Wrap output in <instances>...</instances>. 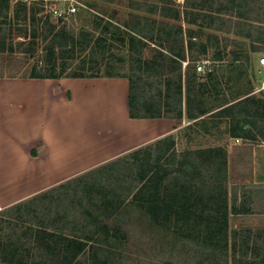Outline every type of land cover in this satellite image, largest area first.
<instances>
[{
    "label": "rangeland",
    "instance_id": "rangeland-1",
    "mask_svg": "<svg viewBox=\"0 0 264 264\" xmlns=\"http://www.w3.org/2000/svg\"><path fill=\"white\" fill-rule=\"evenodd\" d=\"M74 3L79 9L69 15L67 4L0 0V48L3 41L7 47L14 43V53L5 54L4 61L9 63L5 74L23 75L32 71L34 65L38 69L42 67L44 73H59L66 65L68 73L86 69L98 76H127L132 69L131 35L141 36L142 40H136L134 45L137 74L142 75L143 70L156 73L158 68L162 70V61L155 59L156 51L152 47L165 50L169 32L174 40L176 35V30L167 23H177L182 25L185 39L192 37L205 44L202 67L198 70L207 83V112L196 118L185 116L174 120L175 124L179 123L172 132L177 149L212 147L225 149L227 153L225 188L216 189L214 197L219 202L214 207L207 204V217L203 218L197 209L180 221L166 213L153 221L147 213L140 214L133 205H128L127 200L123 214L108 221L111 246L102 235L92 238L88 241L87 254L76 264H260L249 260L247 255L252 253L249 250L252 243L257 247L264 243V219L239 211L261 206L260 196L253 203L257 189L251 181L264 180V90L260 86L262 67L258 63L264 55V0H74ZM33 34L38 39L32 43ZM65 39L67 45L61 46ZM51 43L59 48L50 62L45 48ZM197 49L201 51L200 47ZM187 60L182 68L184 106ZM141 86L150 92L162 84L157 87L141 82ZM233 130L239 137L232 136ZM154 141L141 146L155 149ZM97 178V174L90 175L81 188L96 191L102 185ZM226 190L227 222L222 212ZM58 196L62 200L55 193L34 202L32 210L19 215L6 213L12 204L0 208V263L6 256L4 238L10 233L13 236L15 231L14 247L19 248L15 264H55L51 257L49 260L39 253L36 256L28 236H20L30 230L32 223L43 224L40 221L44 218L38 215L44 214L42 209L50 213L46 221L51 225L64 217V212L61 213L64 205L60 212L55 208L61 202Z\"/></svg>",
    "mask_w": 264,
    "mask_h": 264
},
{
    "label": "trees",
    "instance_id": "trees-1",
    "mask_svg": "<svg viewBox=\"0 0 264 264\" xmlns=\"http://www.w3.org/2000/svg\"><path fill=\"white\" fill-rule=\"evenodd\" d=\"M167 25L170 26V29L176 30L175 40L171 37L172 32H169L170 39L168 45L164 47L165 50H160L156 45L152 47V50L156 51L155 59L162 61V70L158 68L156 73L143 70L142 75L137 74L134 67L136 59L134 45L136 40H142L140 35H138L140 38L131 35L129 40L131 50H133L130 56L132 69L131 73L125 77L129 79L128 106L131 118L181 120L185 116L196 118L207 112L205 92L207 83L204 81L203 73L198 70L199 67H202L200 61L202 60L201 56L205 54V44L194 41L192 37L185 39L182 25L172 22ZM37 39L38 35L33 34L30 37V42L33 43ZM67 43L68 41L66 42L65 39L60 45L65 46ZM198 47L201 48L199 52H197ZM58 48V45L52 43L45 48L49 52L50 62L53 61ZM8 51L14 53V43L11 42L7 47L6 41H3L0 48V77L98 76L86 69H75L73 73H68L66 65L59 73H44L42 67L38 69V65H34L32 71L23 75L5 74L4 70L9 65L4 61ZM186 59L188 60L184 73L186 83V104L184 106L182 68L183 61ZM103 76L113 77L112 75ZM141 82H150L157 87L160 83L162 86L147 92V89L141 86ZM178 127L179 123L175 124L174 128ZM231 133L232 136L239 137L236 131L233 130ZM245 138L256 139V137L248 136ZM152 144L155 149H143V146H139L85 173L73 176L35 195L26 202L12 204L7 208L6 213L8 215L15 212L17 215L25 211L27 213L33 209L34 202L59 193L62 200L58 196V202H61L55 208L60 212L63 204L65 208H62L61 213L64 212V217H59V221L51 225L46 221L50 218V213L42 209L41 212L44 214L38 215L42 219L44 218L40 221L43 224L36 226L35 223H32L30 230L24 231V235L20 236L21 238L28 236L30 245H33L31 249L35 251L36 256L39 253L43 258L51 257L55 264L78 263L81 256L87 254L88 241L99 235L104 236L108 246H111V226L108 221L123 214L122 208L127 204V200H129L128 205H133L140 214L147 213L153 221H157L158 216L164 213L174 215L180 221L185 218V215L197 212V209L201 211L200 214L203 218L207 217L205 214L207 213V204L214 207L219 202L215 199L214 193L217 188L222 191L224 181L227 179L225 149H212V147L208 149L207 147L177 149L176 137L172 133L156 139ZM92 174L99 176L97 179L102 183L101 187L96 191L90 187L88 190L82 189V183L86 184V179ZM103 175H107V177L102 178ZM73 185L75 187L70 190L69 187ZM222 202L223 217L227 222V190ZM115 233L118 234L117 230ZM14 235L15 231L13 236L10 233L4 238L2 246L6 250V256L3 257L4 261L0 264H15L14 258L19 248L14 247ZM20 237L19 241H21ZM233 254L236 257L235 248ZM258 254L256 257L264 258V250Z\"/></svg>",
    "mask_w": 264,
    "mask_h": 264
},
{
    "label": "crops",
    "instance_id": "crops-1",
    "mask_svg": "<svg viewBox=\"0 0 264 264\" xmlns=\"http://www.w3.org/2000/svg\"><path fill=\"white\" fill-rule=\"evenodd\" d=\"M128 95L125 76L0 77V207L173 132L174 119L131 118ZM251 183L261 206L239 212L263 220L264 180ZM251 246L264 264V243Z\"/></svg>",
    "mask_w": 264,
    "mask_h": 264
},
{
    "label": "built area",
    "instance_id": "built-area-1",
    "mask_svg": "<svg viewBox=\"0 0 264 264\" xmlns=\"http://www.w3.org/2000/svg\"><path fill=\"white\" fill-rule=\"evenodd\" d=\"M36 1H40V2L46 3V4H48V3H58L60 5H66L67 4L68 5L67 14H69V15L76 13V11L79 9V7L74 3V0H36ZM61 15L63 18L65 17V15H63V14H61ZM258 63L262 67V70H261L262 78L260 79V86L264 90V55H262L259 58Z\"/></svg>",
    "mask_w": 264,
    "mask_h": 264
},
{
    "label": "bare ground",
    "instance_id": "bare-ground-1",
    "mask_svg": "<svg viewBox=\"0 0 264 264\" xmlns=\"http://www.w3.org/2000/svg\"><path fill=\"white\" fill-rule=\"evenodd\" d=\"M143 127H144V126H143ZM150 127H151V126H150ZM150 127H148V128H150ZM140 130H141V128H140ZM143 130H144V129H142V132H143ZM145 130H146V128H145ZM147 130H148V129H147ZM142 132H141V133H142ZM141 133H140V134H141Z\"/></svg>",
    "mask_w": 264,
    "mask_h": 264
}]
</instances>
